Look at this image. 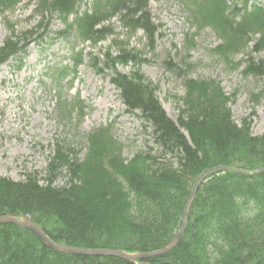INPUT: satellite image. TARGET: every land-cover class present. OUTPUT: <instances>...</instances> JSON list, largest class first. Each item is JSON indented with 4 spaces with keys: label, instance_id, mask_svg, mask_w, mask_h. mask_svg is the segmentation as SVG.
<instances>
[{
    "label": "trees",
    "instance_id": "obj_1",
    "mask_svg": "<svg viewBox=\"0 0 264 264\" xmlns=\"http://www.w3.org/2000/svg\"><path fill=\"white\" fill-rule=\"evenodd\" d=\"M23 1L0 0V14ZM36 1L37 12L64 26L58 39L104 41L112 33L109 22L119 18L132 35L142 33L149 53L157 51L161 26L154 22L150 0H91L85 10L89 0ZM176 2L189 24L210 29L223 40L215 48L219 55L229 59L253 42V54L264 52V0L252 5L250 0ZM21 42L15 36L5 39L0 68L11 60L17 69L22 67L27 47ZM115 46L117 51L89 53L87 64L97 74L110 76L128 113L140 114L149 140L130 159L109 128L87 135L83 159L76 142H56L43 177L27 175L18 182L0 178V216L29 217L54 242L73 248L150 253L177 236L194 184L204 172L217 167L246 172L264 168V135L252 133L250 120L237 124L231 110L234 98L216 80L193 78L191 66L179 59V53L167 54L162 62L184 90L183 96L175 97L179 115L173 121L158 99V87L141 72L145 53L126 42ZM75 50L74 46L70 65L51 71L58 123L72 117L63 83L85 63L86 53ZM128 67H134L130 73L120 71ZM249 73L253 68L244 74ZM137 263L264 264V172L225 171L208 177L197 191L180 243L167 254ZM0 264L134 263L63 253L31 231L6 223L0 224Z\"/></svg>",
    "mask_w": 264,
    "mask_h": 264
},
{
    "label": "rangeland",
    "instance_id": "obj_2",
    "mask_svg": "<svg viewBox=\"0 0 264 264\" xmlns=\"http://www.w3.org/2000/svg\"><path fill=\"white\" fill-rule=\"evenodd\" d=\"M254 1L250 0V5ZM91 2H85L82 10ZM37 4L36 0H24L0 14V47L6 38L14 36L23 39L21 46L27 47V57L20 69L14 66V60L0 69V178L18 182L27 175L43 177L56 142H76L79 157L83 159L87 153V135L102 128L111 129L124 145L126 159L133 157L149 140L140 114L128 113L119 99V91L110 83V76L97 74L87 64L89 53L101 54L109 48L117 51L115 44L119 42L145 53L143 58L147 63H142L141 72L158 87V99L173 121L179 115L175 97L183 96L184 90L175 77L164 71L162 62L167 54L174 57L179 53V59L184 58L191 66L193 78L216 80L234 98L231 110L237 124L250 120L252 133L264 135V52L253 54L254 42L229 59L219 55L215 48L223 40L210 29L197 30L192 22L189 24L187 14L176 0H150L154 22L161 26L156 53L148 52L141 32L132 35L119 18L109 22L112 33L104 41L83 43L76 38L65 41L56 36L64 30L61 22L37 12ZM74 46L75 52L86 53L85 63L63 83V95L72 117L58 123L52 84L55 75L51 71L70 63ZM248 67L254 73L244 74ZM132 68H120V71L130 73Z\"/></svg>",
    "mask_w": 264,
    "mask_h": 264
},
{
    "label": "water",
    "instance_id": "obj_3",
    "mask_svg": "<svg viewBox=\"0 0 264 264\" xmlns=\"http://www.w3.org/2000/svg\"><path fill=\"white\" fill-rule=\"evenodd\" d=\"M225 171H232L234 173L241 174V175H257L261 172H264V168H261V169L256 170V171L246 172V171H241V170L234 169V168L217 167V168H213V169H210V170H207L206 172H204L196 180V182L194 184L192 194H191L190 199H189V201L186 205V208H185L184 222H183V225L181 227V230L179 231L177 236L174 238V240L168 246H166L160 250L150 252V253H126V252L121 251V250L80 249V248H73V247L57 244L52 239H50L46 235V233L43 231V229L41 227H39L34 221H32L31 219H29L27 217H22V216H16V215L2 216V217H0V224L9 223V224H14V225L19 226L21 228L27 229V230L31 231L32 233H34L39 239H41L50 248L57 250V251H60V252H63V253L72 254V255H84V256L108 255V256L122 258L124 260H127V261L135 264L136 262L141 261V260L152 259L155 257L162 256L164 254H167L170 251H172L180 243V241L182 239V235H183L184 231L186 230L189 210L193 204V201L196 197V194H197V191H198L200 185L208 177H210L214 174H218L219 172H225Z\"/></svg>",
    "mask_w": 264,
    "mask_h": 264
},
{
    "label": "bare ground",
    "instance_id": "obj_4",
    "mask_svg": "<svg viewBox=\"0 0 264 264\" xmlns=\"http://www.w3.org/2000/svg\"><path fill=\"white\" fill-rule=\"evenodd\" d=\"M261 173H263V172H261ZM0 217H2V216H0ZM91 250H95V249H91ZM103 250H110V249H103ZM104 256H108V255H104ZM113 257V256H112ZM118 258V257H117ZM122 259V258H121Z\"/></svg>",
    "mask_w": 264,
    "mask_h": 264
}]
</instances>
